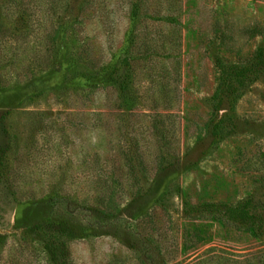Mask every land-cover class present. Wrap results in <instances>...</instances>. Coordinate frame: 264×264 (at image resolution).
<instances>
[{"label": "rangeland", "instance_id": "rangeland-1", "mask_svg": "<svg viewBox=\"0 0 264 264\" xmlns=\"http://www.w3.org/2000/svg\"><path fill=\"white\" fill-rule=\"evenodd\" d=\"M0 264H264V0H0Z\"/></svg>", "mask_w": 264, "mask_h": 264}, {"label": "trees", "instance_id": "trees-1", "mask_svg": "<svg viewBox=\"0 0 264 264\" xmlns=\"http://www.w3.org/2000/svg\"><path fill=\"white\" fill-rule=\"evenodd\" d=\"M114 80V84L116 85L117 89L122 87L123 82H121V77L116 76L115 78H112Z\"/></svg>", "mask_w": 264, "mask_h": 264}]
</instances>
